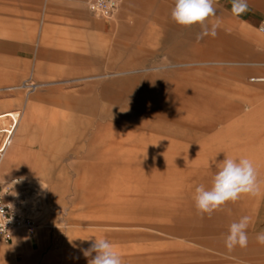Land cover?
I'll return each instance as SVG.
<instances>
[{
	"label": "rangeland",
	"instance_id": "obj_1",
	"mask_svg": "<svg viewBox=\"0 0 264 264\" xmlns=\"http://www.w3.org/2000/svg\"><path fill=\"white\" fill-rule=\"evenodd\" d=\"M163 1L122 0L107 21L87 0H0L19 20L0 24V113L21 115L0 129L24 147L0 185L38 226L0 244V264H88L101 237L123 264H264V183L211 216L193 199L225 156L264 181V34L217 11L214 44L198 41ZM106 114L123 134L96 139ZM245 215L248 246L229 251Z\"/></svg>",
	"mask_w": 264,
	"mask_h": 264
},
{
	"label": "clouds",
	"instance_id": "obj_2",
	"mask_svg": "<svg viewBox=\"0 0 264 264\" xmlns=\"http://www.w3.org/2000/svg\"><path fill=\"white\" fill-rule=\"evenodd\" d=\"M216 0H174L171 9V19L183 27L199 25L200 31L196 39L202 40L205 36L215 37L219 21L209 24L207 21L217 15ZM248 10L247 0H231V12L234 16H241ZM261 183L253 162L240 157L234 159L225 156L218 165V171L212 179V185L206 189L204 185L195 188L193 197L196 210L199 214L211 216L227 203H235L243 195L256 196L261 191ZM252 222V217L245 215L238 221L229 225L224 239L225 247L231 251L236 247L248 246L247 229ZM87 240V239H85ZM256 241L264 245V231L256 236ZM93 253L95 255L93 256ZM85 258H90L88 264H123L122 257L116 246L106 238H95L94 242L86 250H83Z\"/></svg>",
	"mask_w": 264,
	"mask_h": 264
},
{
	"label": "crops",
	"instance_id": "obj_3",
	"mask_svg": "<svg viewBox=\"0 0 264 264\" xmlns=\"http://www.w3.org/2000/svg\"><path fill=\"white\" fill-rule=\"evenodd\" d=\"M168 2H172V0H164L162 3V6H167ZM248 3V10L242 14L241 16H234L231 12V0H216L215 7L217 11L222 13L224 16H226L233 24L236 25L237 28L243 29L246 31H259V28L264 23V0H247ZM8 5H1L0 4V24H13L19 22L18 19L9 17L12 16L8 9ZM11 14V15H10ZM231 28V27H229ZM208 43L214 44V37L207 36ZM8 115H12L15 123L16 128L17 124L19 123L20 113L18 112H11L7 111L4 113H0V117H6ZM6 119V118H5ZM111 121L108 124H101L105 121ZM12 122V121H11ZM125 121L121 119L119 116H112L110 114H106L101 116L100 118V124L97 126L96 134H94L96 139L104 138L105 136H108V134L113 135H119L121 136L123 133L122 128L118 124H123ZM14 123V122H12ZM132 126V125H128ZM16 128H14V131L11 135V137L14 135ZM120 130V131H119ZM127 131V130H124ZM10 137V144L7 148V151L10 149V157L7 162H4L3 164L0 163V171H4L10 166L11 159L17 160L18 157L21 155V152L23 151V144L19 140L13 142L11 141ZM6 151V152H7ZM6 154V153H5ZM139 156V154H138ZM59 178H63L61 175H59ZM58 178V179H59ZM65 180H63L64 182ZM67 181V180H66ZM79 183V182H78ZM22 233H26L24 231H19ZM18 233V232H17ZM16 233V234H17ZM15 234V236H16ZM36 235V232L33 236ZM30 236V235H29ZM37 242V238L32 239V243L35 244Z\"/></svg>",
	"mask_w": 264,
	"mask_h": 264
},
{
	"label": "built area",
	"instance_id": "obj_4",
	"mask_svg": "<svg viewBox=\"0 0 264 264\" xmlns=\"http://www.w3.org/2000/svg\"><path fill=\"white\" fill-rule=\"evenodd\" d=\"M122 0H87V5L91 12L98 18L112 20L118 13ZM264 34V23L259 28ZM8 118L10 121L15 120L12 115L0 117V121ZM10 128L0 129V160L4 157L10 144ZM10 188L0 185V244L11 245L14 241L15 234L24 231L33 236L38 229L36 221L27 215L22 209L12 203L9 199Z\"/></svg>",
	"mask_w": 264,
	"mask_h": 264
}]
</instances>
